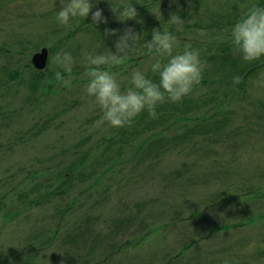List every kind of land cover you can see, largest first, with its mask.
Returning <instances> with one entry per match:
<instances>
[{"label": "rangeland", "instance_id": "1", "mask_svg": "<svg viewBox=\"0 0 264 264\" xmlns=\"http://www.w3.org/2000/svg\"><path fill=\"white\" fill-rule=\"evenodd\" d=\"M226 1L236 2L92 0L106 23L93 24L90 12L61 25L67 0H0V78L19 75L0 87V264H264V57L245 62L229 40L262 0L234 9L231 24L181 35L173 54L190 44L206 67L189 95L156 108L158 118L145 110L131 126L100 125L84 93L85 52L115 53L131 28L141 36L132 61L106 70L122 90L137 69L158 83L148 24L165 18L168 29L173 13L202 19ZM123 4L135 19L120 16ZM44 47L38 71L31 60ZM62 50L75 61L68 88L51 60Z\"/></svg>", "mask_w": 264, "mask_h": 264}, {"label": "clouds", "instance_id": "2", "mask_svg": "<svg viewBox=\"0 0 264 264\" xmlns=\"http://www.w3.org/2000/svg\"><path fill=\"white\" fill-rule=\"evenodd\" d=\"M93 7L92 0H67L57 12L56 20L61 25H68L74 18L87 19L91 12L93 24L106 23L102 10L97 8L92 12ZM117 10V7L111 5L113 13L116 14ZM137 15L132 5L121 6L120 16L125 21L135 19ZM167 24L179 32L183 31L185 21L173 13ZM116 34L117 30L105 31L106 36ZM140 37L133 29L128 28L115 42V53L108 51V54H83L86 68L84 75L89 81L84 87V93L89 102L101 110V119L97 122L100 125L107 124L117 129L131 126L134 119L145 110L150 118L156 119V108L159 105L166 101L180 102L202 81L206 62L200 59L199 51L187 44L182 53L173 54L177 43L173 31L153 29L152 39L145 43V47L149 55L159 57L151 65V72L158 74L159 82H153L137 69L131 73V86L122 90L117 74L106 68L123 63ZM229 40L233 53L238 54L245 62L264 57V7L247 8L231 28ZM160 58H166L167 62H162ZM51 60L58 68L54 73L55 80L65 88L70 87V74L75 63L73 56L62 50L51 57Z\"/></svg>", "mask_w": 264, "mask_h": 264}, {"label": "trees", "instance_id": "3", "mask_svg": "<svg viewBox=\"0 0 264 264\" xmlns=\"http://www.w3.org/2000/svg\"><path fill=\"white\" fill-rule=\"evenodd\" d=\"M192 1H196L195 4H199L201 3V1L204 0H192ZM264 2V0H262ZM246 2V0H236V2H231L229 3L228 1L224 2L225 5H223V8L225 6L226 9H223L222 12H218V13H209V12H203L202 13V19L200 18H194L192 17V20L194 21H188L185 20L187 22H185L183 31H174V27H170V28H164L163 23L166 21V19L164 18L162 22H157L155 24H148L149 27L153 28V29H157L160 31L163 30H170L173 31V34L176 37V41H178L181 38V35L183 33H185V31L187 30H191V29H200V30H211V29H218L221 27L226 26L227 24H231V19H235L237 17L236 13L233 14L232 12L234 11V9L239 11V7H241L244 3ZM194 4V3H193ZM146 7H142V11H146ZM174 9V7H173ZM170 14H168L167 16L169 17ZM191 19V17H190ZM197 20V21H196ZM162 28V29H161ZM148 40V39H147ZM147 40H144V42H146ZM224 50L226 51V49L224 48ZM149 55V54H147ZM147 55H145L147 57ZM145 56H141L137 59H135V61H138L142 58H144ZM145 57V58H146ZM125 61L131 62L132 59H128L127 57H125L124 59ZM134 60V59H133ZM263 68H264V62H263ZM258 71V68L252 67L249 70L245 71L243 73L244 79L243 82L240 83V86L251 76L255 75ZM8 70H3L0 73H7ZM4 74L2 75V77L0 78V87H3L6 85V83L10 82V81H17L19 79V75L16 73H12L9 75H6L7 78L4 77Z\"/></svg>", "mask_w": 264, "mask_h": 264}, {"label": "water", "instance_id": "4", "mask_svg": "<svg viewBox=\"0 0 264 264\" xmlns=\"http://www.w3.org/2000/svg\"><path fill=\"white\" fill-rule=\"evenodd\" d=\"M49 60L48 48H42L39 52L35 53L32 57V66L38 70L43 71L46 69Z\"/></svg>", "mask_w": 264, "mask_h": 264}]
</instances>
